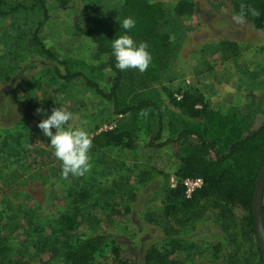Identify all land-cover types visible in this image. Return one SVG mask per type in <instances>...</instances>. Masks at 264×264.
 <instances>
[{"label":"rangeland","instance_id":"1","mask_svg":"<svg viewBox=\"0 0 264 264\" xmlns=\"http://www.w3.org/2000/svg\"><path fill=\"white\" fill-rule=\"evenodd\" d=\"M119 1L69 0L63 5L61 0H45L47 41H64L78 21L99 22L103 11ZM150 1L162 3L165 10L158 30L168 35V44L161 50L146 41L152 62L143 73L122 72L118 97L120 105L144 101L157 108L125 115L116 114L82 81L59 78L54 64L30 46L26 37L37 16L0 17V242L10 259L66 264L54 220L71 205L69 193L84 194L74 203L79 218L71 236L78 243L101 237L90 259L94 264L109 261L111 240L124 257L144 264L146 250L153 246L163 251L172 239L180 241L175 252L180 264H262L242 205L219 208L206 202L189 213L166 216L167 193L177 184L176 152L193 141L163 146L149 142L159 145L175 137L180 111L168 96L178 98L185 90L199 92L209 107L234 112L257 127L264 119V29L254 26L251 15L242 25L232 20L246 0ZM58 107L73 113L68 126L85 127L90 137L119 126L127 129L130 145L90 149V170L65 178L50 138L38 127ZM157 113L162 126L155 139ZM29 217L33 226L27 223Z\"/></svg>","mask_w":264,"mask_h":264},{"label":"trees","instance_id":"2","mask_svg":"<svg viewBox=\"0 0 264 264\" xmlns=\"http://www.w3.org/2000/svg\"><path fill=\"white\" fill-rule=\"evenodd\" d=\"M68 1L61 0V3L65 5ZM243 6H251L259 11L260 14L252 16L251 21L256 28L264 29V0H246ZM99 8L100 6L95 10ZM103 12L99 22L92 25H84L78 21L64 41H47L44 26L49 19V6L45 0H0V17L25 13L37 16L38 19L26 39L30 46L54 64L59 78L66 81H82L103 101L111 104L116 114L125 115L138 108L151 106L156 109L155 103L144 101H139L133 106L119 104L122 72L115 67L110 41L119 34L118 21L131 16L136 20V27L131 32L135 39L150 41L153 48L165 50L169 37L158 30V22L165 16L162 3L150 0H120L117 6L106 8ZM168 99L180 111L179 129L173 139H166L159 145L150 141L149 146H163L179 141L193 142L187 143L176 152L175 157L179 165L174 176L177 184L168 191L163 212L173 218L177 213H189L201 208V204L206 202L219 208L242 205L247 211L250 230L256 238L252 197L257 175L264 163V119L254 128L234 112L223 114L209 107L197 91H182L178 98L170 93ZM33 109L34 106L31 105L25 112L31 115ZM156 116L159 127L154 135L155 139L160 137L162 126L160 113ZM129 136L127 129L121 126L101 131L91 137V150L110 146L127 147L132 139ZM194 177H200L203 184L187 198L181 182L184 178ZM82 196L84 194L67 193V202L71 198V205L59 215L58 220H54V233L61 236L57 246L61 247V255L66 264H94L90 259L101 244V237L98 236L89 237L81 243H78V237L75 240L76 238L71 236L79 218V207L75 204ZM262 214L264 216V204ZM31 221L33 220L29 217L27 223L33 226ZM170 232L166 230L165 234L170 235ZM74 240L78 244L73 243ZM107 246L110 258L106 264H135L130 258L122 255L115 241L111 240ZM179 248L178 239H172L169 248L163 251L151 246L144 254V264H180L175 257ZM7 253L6 244L0 242V263L29 264L21 258L10 259L6 256Z\"/></svg>","mask_w":264,"mask_h":264},{"label":"clouds","instance_id":"3","mask_svg":"<svg viewBox=\"0 0 264 264\" xmlns=\"http://www.w3.org/2000/svg\"><path fill=\"white\" fill-rule=\"evenodd\" d=\"M257 9L249 6L241 7L238 13L232 15L234 23L242 25L246 23L249 15L258 16ZM119 34L110 41L111 55L114 58L115 67L121 72L127 70H137L140 73L145 72L151 62L152 55L149 51V45L146 41H137L131 34L136 27V20L127 16L119 20ZM37 109V112H42ZM73 119V113L64 107L53 108L51 114L38 123L46 137L50 138V146L53 155L61 163V174L67 178L70 174L73 176H82L86 174L91 167L90 149L92 141L89 132L85 127L68 126L69 121ZM55 129V132L52 131Z\"/></svg>","mask_w":264,"mask_h":264},{"label":"water","instance_id":"4","mask_svg":"<svg viewBox=\"0 0 264 264\" xmlns=\"http://www.w3.org/2000/svg\"><path fill=\"white\" fill-rule=\"evenodd\" d=\"M264 192V163L262 164L255 181L252 197V214L254 217V230L264 264V220L262 214V196Z\"/></svg>","mask_w":264,"mask_h":264},{"label":"built area","instance_id":"5","mask_svg":"<svg viewBox=\"0 0 264 264\" xmlns=\"http://www.w3.org/2000/svg\"><path fill=\"white\" fill-rule=\"evenodd\" d=\"M181 183L184 188L185 197L189 198L196 190H198L202 186L203 181L200 177H194L184 178Z\"/></svg>","mask_w":264,"mask_h":264},{"label":"crops","instance_id":"6","mask_svg":"<svg viewBox=\"0 0 264 264\" xmlns=\"http://www.w3.org/2000/svg\"><path fill=\"white\" fill-rule=\"evenodd\" d=\"M213 109H215V110H218V111H220V112H222L223 114H227L226 112H223L221 109H219V108H213ZM254 127V126H253Z\"/></svg>","mask_w":264,"mask_h":264}]
</instances>
